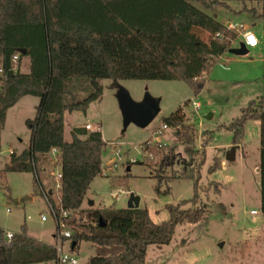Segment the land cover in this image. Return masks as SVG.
Here are the masks:
<instances>
[{"label": "trees", "instance_id": "1", "mask_svg": "<svg viewBox=\"0 0 264 264\" xmlns=\"http://www.w3.org/2000/svg\"><path fill=\"white\" fill-rule=\"evenodd\" d=\"M229 1L245 3L244 9H250L246 2H257L261 11H250L261 19L264 27V0H0V66L4 68L0 129L8 109L23 96L40 98L35 118L27 120L30 144L19 153H11L2 176L7 172H33L35 186L54 215L55 237L61 221L69 223L72 214L82 209L90 184L103 174L105 141L101 131L74 127L72 139L66 140L65 112H86L89 104L100 98L103 90L100 80L104 78L115 83L118 79H181L198 91L204 81L198 82L197 78L238 38L236 32L228 30L214 14L202 8L230 7ZM127 9H135L139 14L124 20L121 12ZM193 27L220 35L206 44L191 33ZM15 54L19 55L16 71L12 69ZM24 60L26 71L21 70ZM80 88L85 92L83 97L77 95ZM247 119L260 121L257 171L264 212V96L252 100L235 120L234 144L239 142ZM164 123L175 129L180 141L195 143L196 128L186 122L182 109L164 118ZM209 136L210 131L204 132L201 148L190 150L189 159L180 168L175 167L178 154L173 150L164 152L152 164L154 156L166 147L164 144L146 141L142 145L146 163L154 168L159 182L167 178H188L194 182L191 199L167 205L168 220L155 223L148 210L141 207L92 208L88 212L89 222L65 239L72 240V250L80 241L87 240L95 245L96 251L85 264H145L148 246L168 244L178 224L207 223L209 209L200 204L199 181ZM52 148L57 149L56 164L61 178L60 187L50 193L45 188L44 163ZM220 167L221 161L215 157L208 171ZM167 190L158 189L160 193ZM63 212L68 216L64 217ZM22 228L23 234L12 241L0 229V264H13L14 251L24 248L37 250L43 260L57 259L55 246H43L25 234V226Z\"/></svg>", "mask_w": 264, "mask_h": 264}, {"label": "rangeland", "instance_id": "2", "mask_svg": "<svg viewBox=\"0 0 264 264\" xmlns=\"http://www.w3.org/2000/svg\"><path fill=\"white\" fill-rule=\"evenodd\" d=\"M228 4L242 11L235 13L226 5L202 9L211 15L230 16L244 22L254 33L258 45L242 55L229 50L220 52L209 70L197 78L198 82L204 81L198 91L181 79H118L115 83L111 78H104L100 80L103 87L100 98L92 101L86 112H65L66 140L72 139L74 127L91 123L101 126L105 141L103 174L92 181L82 209L69 219L67 224L72 232L81 230L82 225L89 222L88 212L92 208L127 207L131 194L140 198L139 207L146 208L155 223L168 220L167 205L191 199L194 182L188 178H167L159 182L154 168L146 163L142 145L146 141L161 142L166 147L154 156L152 164L159 161L164 152L173 150L178 154L175 167L180 168L189 159L190 150L201 148L204 132L210 131L199 181L200 204L209 209L208 222L178 224L168 244L148 246L145 264H264V212L257 171L260 121L247 119L242 136L235 144L233 128L243 108L264 96V27L261 19L250 11L261 10L257 2H246L250 9H244L245 3L240 1ZM121 13L124 20L139 14L135 9ZM191 33L206 44L214 40V34L198 27H193ZM240 42L238 35L235 46ZM21 70H27V60L22 62ZM123 89L135 101L142 100L147 92L160 99V112L146 127L134 123L124 127L119 106V93ZM77 93L79 97L85 95L81 88ZM193 101L201 105L196 110ZM39 103L37 96H24L8 109L5 124L0 129V229L18 236L23 234L25 226L28 237L43 246L57 247L56 221L47 199L35 186L33 172H7L2 176L11 149L19 153L30 144L27 120L35 118ZM178 109H182L186 122L196 128L193 145L180 141L174 128H162L164 118ZM233 146L236 147L235 158L228 160L227 154ZM215 157L220 159L221 167L209 172ZM55 160V155L50 153L44 163L46 191H57L59 166ZM121 188L125 192L116 199L112 193ZM158 189L168 190L160 193ZM43 216L47 219L42 220ZM71 242V239L65 240L62 249L75 256L77 264H85L95 254L92 242L82 240L75 250ZM13 264H56V260H43L37 250L24 248L14 251Z\"/></svg>", "mask_w": 264, "mask_h": 264}, {"label": "water", "instance_id": "3", "mask_svg": "<svg viewBox=\"0 0 264 264\" xmlns=\"http://www.w3.org/2000/svg\"><path fill=\"white\" fill-rule=\"evenodd\" d=\"M227 50L239 55L248 53V48L244 42H240L238 46L230 47ZM20 52L25 53V50L20 49ZM119 106L123 116L124 127H127L130 123H134L139 127H146L160 112V99L147 92L142 100L135 101L129 92L123 89L119 93ZM235 153L236 147L233 146L227 154V159L233 160L235 158ZM51 192L52 191H50V193ZM139 200L140 198L138 196L131 194L127 207H139ZM89 203L92 205L93 201Z\"/></svg>", "mask_w": 264, "mask_h": 264}, {"label": "built area", "instance_id": "4", "mask_svg": "<svg viewBox=\"0 0 264 264\" xmlns=\"http://www.w3.org/2000/svg\"><path fill=\"white\" fill-rule=\"evenodd\" d=\"M223 25L230 31H233V32H236L240 37H241V42H242V34L244 32H247V31H251L243 22H225L223 23ZM252 32V31H251ZM220 34L217 32L214 37H217L219 36ZM247 48H251L252 46H249L247 44H245ZM258 45V40H257V43L254 47H256ZM12 61L14 63L12 69L14 71L18 70V61H19V55L18 54H15L12 58ZM4 78V68L2 66H0V88H1V84H2V80ZM194 107H195V110L198 109L201 105L199 102H196V101H193L192 102ZM169 126H167V124H163L162 125V128H167ZM85 128L87 130H90V131H101V126L99 125H92L91 123H86L85 124ZM159 142V141H157ZM149 143H152L149 141ZM161 143V142H160ZM11 153L14 152L12 149L10 151ZM52 154L56 155L57 154V149L56 148H52L51 152ZM56 157V156H55ZM56 163H57V159L55 160ZM136 162V161H135ZM57 177L59 179V183L57 184V187L56 188H59L60 187V178H61V172H60V169L57 173ZM124 189H120L118 191H115L112 193V196L115 197L116 199H118L121 195V193H124ZM255 212V211H253ZM62 215L64 217H67L68 216V213L67 212H63ZM47 218L45 216L42 217V220H46ZM73 234L72 230L70 229V227L65 224L64 222L61 221V229L57 232V235H56V240L58 242V246L56 247V250H57V259H56V264H77L78 263V260L75 256L71 255V254H67V253H64L63 252V249H62V245H63V242L65 241L66 238L68 237H71ZM5 236L7 238V240L9 241H12L15 239L16 235L12 232H5Z\"/></svg>", "mask_w": 264, "mask_h": 264}, {"label": "clouds", "instance_id": "5", "mask_svg": "<svg viewBox=\"0 0 264 264\" xmlns=\"http://www.w3.org/2000/svg\"><path fill=\"white\" fill-rule=\"evenodd\" d=\"M242 42H244V44L254 47L257 43V39L253 32L247 31L242 34Z\"/></svg>", "mask_w": 264, "mask_h": 264}, {"label": "crops", "instance_id": "6", "mask_svg": "<svg viewBox=\"0 0 264 264\" xmlns=\"http://www.w3.org/2000/svg\"><path fill=\"white\" fill-rule=\"evenodd\" d=\"M231 7V9L232 10H235V11H240L241 10V8H234V7H232V6H230ZM261 10H259V12H260ZM215 17H217L218 18V20L220 21V22H222V23H225V22H230V21H232V22H242V21H240L239 19H235L234 17L233 18H230V16H227V17H220V15L219 14H215L214 15ZM244 23V22H243ZM204 30V29H203ZM233 47H235V44H233ZM24 97V96H23ZM22 97V98H23ZM21 98V99H22ZM29 146V144L27 145V147ZM13 150V149H12ZM10 155H11V152H10Z\"/></svg>", "mask_w": 264, "mask_h": 264}]
</instances>
